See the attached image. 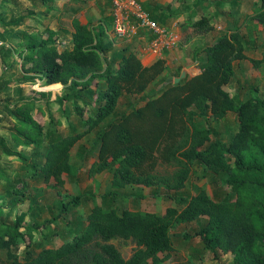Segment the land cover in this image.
<instances>
[{"label":"trees","instance_id":"obj_1","mask_svg":"<svg viewBox=\"0 0 264 264\" xmlns=\"http://www.w3.org/2000/svg\"><path fill=\"white\" fill-rule=\"evenodd\" d=\"M28 2L39 3L43 16L61 17L66 15L64 5L87 1ZM10 3L1 9L0 0V26L7 33L21 24L4 18ZM142 8L161 25L173 17L155 5ZM36 16L39 24L41 16ZM249 19L264 26V0ZM212 20L203 16L191 22L189 17L182 27L208 34L215 29ZM109 26L76 22L67 46L55 39L49 26L38 25L23 32L18 46L2 49L10 65L0 77V124L13 125L7 133L20 152L9 158L18 160L22 174L14 180L11 171L0 167V251L6 253L8 264H164L175 251L173 230L202 219L205 222L194 236L214 258L222 252L235 264H264V96L238 104L225 89L235 79L237 61L249 60L258 69L264 65V55L257 60L247 56L243 25L237 26L201 50L206 59L197 75L179 84L171 77L149 96L150 86L166 73L165 61L144 66L138 45L126 44L115 51ZM15 55L17 61H11ZM15 67L20 69L18 76L10 73ZM14 84H28L31 89L36 84H61L63 94L52 101L50 93L34 90L30 100L3 104V93ZM125 95L146 99L117 116ZM52 105L58 106L59 118L51 112ZM232 113L238 130L224 143L215 138L209 122ZM47 119L54 129L48 128ZM95 133L99 147L89 175L111 172L112 191L99 199L101 203L90 194L61 200L58 214L43 224L29 222L28 213L14 222L4 217L7 208L24 202L30 182L65 188L64 176L74 172L72 150ZM23 148L32 156L21 152ZM0 151L6 153L2 139ZM159 163L177 168L172 178L154 174ZM195 165L225 177L214 197L206 190L191 197L183 194ZM134 186L175 192L168 195L175 206L164 214L118 206L122 192ZM85 203L93 205L79 217L75 211ZM61 228L66 231L61 233ZM116 240L132 241L137 250L126 259L113 243Z\"/></svg>","mask_w":264,"mask_h":264},{"label":"rangeland","instance_id":"obj_2","mask_svg":"<svg viewBox=\"0 0 264 264\" xmlns=\"http://www.w3.org/2000/svg\"><path fill=\"white\" fill-rule=\"evenodd\" d=\"M11 8L8 14L4 17L7 21H21L20 27L14 32H3L0 30V41L5 43V48L16 45V40L23 36V32L27 28L41 25L49 26L50 29L57 34V40L63 45H70V39L75 29V23L81 25L106 23L111 28L114 25L112 18L114 16L113 0H86L82 4H66L63 7L64 13L61 17L51 15L43 16V7L39 3L32 4L28 0H10ZM137 2L142 7L145 5H155L162 9L164 13L171 11L172 19L166 26H172L174 29H179L183 22L190 17L193 22L203 16H211L212 24L215 29L208 33H202L186 27L182 33L179 46L176 48L177 57L188 56L198 57L202 54L203 48L211 45L217 37L227 32H231L237 26L241 27V35L244 38L247 56L253 60L261 59L264 55V26L258 24L252 19H249L260 6V0H125L126 3ZM8 0H1V9H4ZM233 3H236L233 5ZM41 20L39 24L35 21ZM159 17V13L156 14ZM3 18V19H4ZM244 23V24H243ZM174 25V26H173ZM109 26V27H110ZM110 28V29H111ZM48 37V35L46 36ZM117 46L115 51H119L124 47V43L116 41ZM128 44V43H127ZM132 45H138L139 41L134 40ZM195 55V56H193ZM193 56V57H192ZM195 59V58H194ZM10 65V64H8ZM192 71V70H191ZM236 76L233 82L225 87L235 98L239 104L253 96H264V65L256 69L249 60L237 61L235 63ZM16 73L18 76L20 69L15 67L10 73ZM167 76L157 79L149 88L146 94L153 95L163 88V86L173 77L171 69L167 68ZM179 73H177L178 75ZM194 73L189 72L187 77ZM180 76H175L179 78ZM62 87L53 89L51 87H41L36 84L31 89L28 84H14L2 96V103L13 105L18 102L30 100L34 97V90L38 92L50 93L52 101L57 97L62 96ZM146 95L135 97L125 95L117 110V116L127 112L133 106L140 105L144 102ZM41 102L45 99L39 98ZM3 108V107H2ZM1 108V110H2ZM51 112L56 118L60 117L57 111L58 106H50ZM5 114V113H4ZM112 119V118H111ZM48 128L54 129L55 126L47 119ZM201 125H205L201 120ZM106 124H104L105 126ZM209 126L215 132V138L224 143H229L234 133L238 130V120L236 114H230L226 119L220 121H210ZM11 124H0V139L6 144V153L0 151V167L11 171L14 180L21 174L18 160L9 158V154L16 156L20 149L18 145L9 138L7 130H12ZM63 130V129H62ZM99 142L96 138V133L88 136L78 143L71 152V163L74 166L72 175H65V188L46 185L42 182H30L27 192H25L24 202L15 207L7 208L4 212V217H9L12 222L22 213H28V221L43 224L58 214L57 204L61 200H68L80 194H90L97 196L96 203H101L99 200L104 194L111 192V172L106 171L102 174H96L93 177L89 175V171L94 161H96ZM26 155L32 156L30 149L23 148L22 151ZM177 168L172 165L159 163L154 174L172 178ZM209 171L195 165L192 167V175L188 181L183 194L187 197L195 196L200 190H206L210 196H215L218 191H221L220 182L223 175L217 176L209 173ZM22 176V174H21ZM54 185V184H53ZM221 193V192H220ZM175 192H168L165 189H153L147 187H128L122 192L118 198L117 205L123 206L128 204L133 210L150 211L158 214H164L168 207L175 206V202L168 195H174ZM93 204L85 203L83 207L76 210L75 213L79 217H85ZM205 222V219L197 223L183 224L175 228L172 232L175 251L164 264H235L234 258L229 254L220 253L218 259L214 255L203 248L200 240L194 236L196 231ZM59 230V229H58ZM61 233L66 229L61 228ZM188 238H192L189 240ZM113 243L119 248L124 258L129 259L137 250V245L132 241L116 240ZM0 264H8L6 253L0 251Z\"/></svg>","mask_w":264,"mask_h":264},{"label":"built area","instance_id":"obj_3","mask_svg":"<svg viewBox=\"0 0 264 264\" xmlns=\"http://www.w3.org/2000/svg\"><path fill=\"white\" fill-rule=\"evenodd\" d=\"M114 25L111 35L126 43L144 40V51L154 56H162L165 51L176 49L181 34L176 29L165 27L151 19L137 2L126 3L125 0H113ZM4 43L0 41V47Z\"/></svg>","mask_w":264,"mask_h":264},{"label":"crops","instance_id":"obj_4","mask_svg":"<svg viewBox=\"0 0 264 264\" xmlns=\"http://www.w3.org/2000/svg\"><path fill=\"white\" fill-rule=\"evenodd\" d=\"M1 21H2V19H0V22ZM211 24H212V22H211ZM166 27L171 28L172 26H166ZM185 28L186 27H182L181 26L179 29L176 30V31H178L181 34V37H182V33L181 32H184ZM112 29L113 28H111L109 30L110 39L115 41V43H116V41H121L122 43H124L126 45L127 44L126 42H124L123 40L115 38L113 36V34L111 35ZM0 30H2L4 32V29L2 28V26H0ZM12 32H14V30ZM71 39H72V37H71ZM71 39H70V43H71ZM138 41L140 42L139 45L141 46V48H140V59L142 61V64L144 66L148 67V66L153 65L157 60L163 59L165 61L166 68H169V70L171 69V72L173 74V79H175L174 77H175V75L177 73H180V76H181V74L183 72H186L187 75H188L189 72L194 73V74L190 75V77H193V76L197 75L199 73V71H200V69H199L200 63H202L206 59V56L204 57L202 54L199 56V58L197 56L193 57L195 55L192 56L193 58L185 56V55L182 56V57L181 56L177 57L178 55L176 53V49L170 50V51L167 50L160 57L154 56L150 52L144 51V46H145L144 40H138ZM128 44H133V42L132 43H128ZM14 46H18V44L17 43H16V45L12 44L11 47L5 48V43H4V45L0 47V77L3 76L5 74V72H7L9 70L8 64H10V60L9 59H5V60L3 59V57H2V49H5V51H6L7 49H10L12 47L14 48ZM116 46H117V43L115 44V47ZM17 59H18V56L15 55L12 58L11 61H17ZM166 74H168L167 73V69H166V73L163 76L166 77L167 76ZM45 88H48V87H45ZM62 88H63V86H62Z\"/></svg>","mask_w":264,"mask_h":264},{"label":"water","instance_id":"obj_5","mask_svg":"<svg viewBox=\"0 0 264 264\" xmlns=\"http://www.w3.org/2000/svg\"><path fill=\"white\" fill-rule=\"evenodd\" d=\"M186 77H187V73L186 72H183L179 78H175L174 79V83L175 84H179Z\"/></svg>","mask_w":264,"mask_h":264},{"label":"bare ground","instance_id":"obj_6","mask_svg":"<svg viewBox=\"0 0 264 264\" xmlns=\"http://www.w3.org/2000/svg\"><path fill=\"white\" fill-rule=\"evenodd\" d=\"M50 87L53 88V89H59V88L62 87V85H60V84H56V85H52V86H50Z\"/></svg>","mask_w":264,"mask_h":264}]
</instances>
